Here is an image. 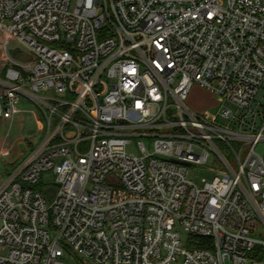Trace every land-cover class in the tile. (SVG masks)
<instances>
[{"label":"built area","instance_id":"1","mask_svg":"<svg viewBox=\"0 0 264 264\" xmlns=\"http://www.w3.org/2000/svg\"><path fill=\"white\" fill-rule=\"evenodd\" d=\"M0 33V120L24 97L38 126L0 182V264H264V0H0ZM211 152L227 171L189 179Z\"/></svg>","mask_w":264,"mask_h":264},{"label":"rangeland","instance_id":"2","mask_svg":"<svg viewBox=\"0 0 264 264\" xmlns=\"http://www.w3.org/2000/svg\"><path fill=\"white\" fill-rule=\"evenodd\" d=\"M8 48L10 52V56L22 62H25L28 59L27 47L23 44L17 42L14 39H11L8 42ZM5 64V65H4ZM14 65L12 62H4L0 59V74L2 73L5 67H9ZM55 95V93L50 91H41L40 94L49 93ZM51 94V93H49ZM217 96L212 94L211 91L203 89L197 84L193 85L190 91L188 104L195 110L203 111L210 118L216 115L218 118L216 122L222 126H228V128H232L234 126L238 127V123H230L228 119L222 118L218 115L219 106H216ZM260 103V104H258ZM226 104L230 107H234V105L230 102H226ZM264 105V84L256 95L255 100L252 102L253 108L260 110ZM20 112L12 119L8 121H4L0 125V149L5 147L9 148L10 155L6 157L0 158V182L6 177V174L11 169V166L8 164L13 161L15 158L19 156L22 152L29 151L28 140H32L37 137L38 126L36 124V120L33 116L32 111H37L36 106L25 99L24 97L21 99V103L19 104ZM257 126L261 124V118H257L256 120ZM27 139V140H26ZM133 140L136 138H132ZM26 140V141H25ZM241 143L233 145L239 146ZM88 142H84L80 145V149L83 151L86 150ZM218 145L222 152L227 157H232V150L230 147L223 145L218 142ZM262 148V143L257 146V149L260 150ZM228 149V150H227ZM226 168L221 162L220 158L216 156L214 152H211V155L208 158L207 163L202 165H190L188 178L195 181L196 183H201L202 179L212 180L215 175H219L225 173ZM42 186H54L57 187L55 182V175L51 171L44 172L41 177ZM45 190V189H44ZM43 190V191H44ZM184 240L186 239V234L183 235ZM62 260L65 264H89L85 257L77 255L72 251H68L62 257Z\"/></svg>","mask_w":264,"mask_h":264},{"label":"crops","instance_id":"3","mask_svg":"<svg viewBox=\"0 0 264 264\" xmlns=\"http://www.w3.org/2000/svg\"><path fill=\"white\" fill-rule=\"evenodd\" d=\"M1 40H2V36H1V33H0V43H1ZM3 55H4V48H3V46L0 44V59L3 61V63L5 62L6 63V61L4 60V57H3ZM5 65V64H4ZM6 68V67H5ZM5 71V69H3V71H2V73ZM1 73V74H2ZM4 121H7V120H0V125L4 122Z\"/></svg>","mask_w":264,"mask_h":264},{"label":"water","instance_id":"4","mask_svg":"<svg viewBox=\"0 0 264 264\" xmlns=\"http://www.w3.org/2000/svg\"><path fill=\"white\" fill-rule=\"evenodd\" d=\"M21 154L22 153H20L17 158H15L13 161L9 162L8 164L9 165H13L19 159V157L21 156ZM46 193L49 194V195H52V191H50V190H46Z\"/></svg>","mask_w":264,"mask_h":264},{"label":"trees","instance_id":"5","mask_svg":"<svg viewBox=\"0 0 264 264\" xmlns=\"http://www.w3.org/2000/svg\"><path fill=\"white\" fill-rule=\"evenodd\" d=\"M39 186L41 187V183L39 184ZM39 186H38V187H39Z\"/></svg>","mask_w":264,"mask_h":264}]
</instances>
